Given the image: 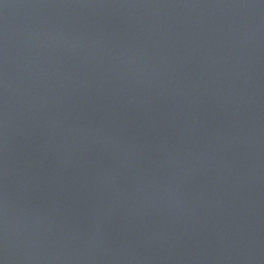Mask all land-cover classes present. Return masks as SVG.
<instances>
[{
	"label": "water",
	"instance_id": "water-1",
	"mask_svg": "<svg viewBox=\"0 0 264 264\" xmlns=\"http://www.w3.org/2000/svg\"><path fill=\"white\" fill-rule=\"evenodd\" d=\"M0 264H264V0H0Z\"/></svg>",
	"mask_w": 264,
	"mask_h": 264
}]
</instances>
